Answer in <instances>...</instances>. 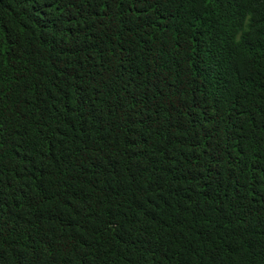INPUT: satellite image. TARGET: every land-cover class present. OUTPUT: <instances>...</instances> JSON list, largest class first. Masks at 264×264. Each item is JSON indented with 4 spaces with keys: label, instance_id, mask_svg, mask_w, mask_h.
<instances>
[{
    "label": "trees",
    "instance_id": "trees-1",
    "mask_svg": "<svg viewBox=\"0 0 264 264\" xmlns=\"http://www.w3.org/2000/svg\"><path fill=\"white\" fill-rule=\"evenodd\" d=\"M0 264H264V0H0Z\"/></svg>",
    "mask_w": 264,
    "mask_h": 264
}]
</instances>
